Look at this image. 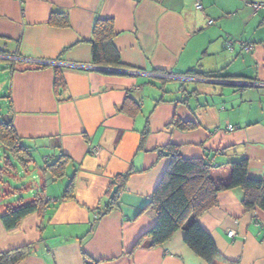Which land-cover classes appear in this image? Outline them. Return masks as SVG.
I'll return each mask as SVG.
<instances>
[{"label":"crops","instance_id":"obj_1","mask_svg":"<svg viewBox=\"0 0 264 264\" xmlns=\"http://www.w3.org/2000/svg\"><path fill=\"white\" fill-rule=\"evenodd\" d=\"M250 1L257 0H0L7 82L0 88L10 96L3 115L29 151L26 164L1 172L9 182L1 185L0 213L36 196L45 200L14 229L0 219V251L27 246L18 264H205L180 230L160 247L141 237L155 220L148 204L170 143L184 157L213 164L245 157L248 174L264 176V86L231 83L264 82V10L254 14ZM52 16L68 25L50 24ZM102 18L113 20L120 68L92 65V27ZM226 40L236 42L231 51ZM7 56L87 67H61L57 91L53 65ZM175 120L193 128L180 129ZM60 156L64 172L53 178L48 164ZM128 172L116 208L94 222L117 187L115 177ZM198 220L225 260L264 264V211L244 209L239 189L218 193Z\"/></svg>","mask_w":264,"mask_h":264},{"label":"trees","instance_id":"obj_2","mask_svg":"<svg viewBox=\"0 0 264 264\" xmlns=\"http://www.w3.org/2000/svg\"><path fill=\"white\" fill-rule=\"evenodd\" d=\"M50 24L66 27L68 21L63 17H51ZM115 35L111 18L97 19L92 27L90 39L91 62L94 66L120 68L118 51L113 45ZM54 87L57 91L63 88L59 66H54ZM188 74H196L190 70ZM202 77H215L204 75ZM4 98L9 99L6 94ZM9 105V104H8ZM180 129H192L191 123L174 121ZM29 151L15 132L12 122L2 116L0 119V190L1 185L9 182L4 174L16 169L18 164H26ZM168 157V165L156 184L148 208L154 213L155 220L151 228L141 237L149 238L150 247H160L170 240L177 231H182L183 242L205 264H238L225 260L216 248L210 234L202 228L198 218L206 210L217 204L220 192L239 189L241 204L244 209L259 208L264 211V176L253 178L248 174V159L243 157L219 164H213L205 158L184 157L178 146L168 144L163 152ZM66 160L62 156L48 164L53 178H59L64 172ZM3 171L4 174L1 172ZM129 172L116 176L112 184L117 187L110 191L105 207L94 215V222L117 206L119 190L124 186ZM8 175H6L7 177ZM8 181V182H7ZM112 187V186H111ZM73 182L70 181L64 191V197H72ZM45 202L35 197L32 201L6 208L0 213L1 222L6 230L14 229L20 220L35 211ZM93 226V224H92ZM140 238V239H141ZM27 246L0 251V264H18L27 255ZM90 264V263H89ZM93 264V263H92Z\"/></svg>","mask_w":264,"mask_h":264},{"label":"built area","instance_id":"obj_3","mask_svg":"<svg viewBox=\"0 0 264 264\" xmlns=\"http://www.w3.org/2000/svg\"><path fill=\"white\" fill-rule=\"evenodd\" d=\"M195 8L197 10H201L202 9V4L197 1L195 2ZM246 5L252 10V12L254 14H256L257 12L264 10V0H257V1H250L247 2ZM212 20L208 21V24H211ZM236 42L233 40H226L225 42V47L227 50H232L233 49V45ZM246 47L251 48V45H247ZM1 57H5L3 55H0ZM9 57V59L11 60H21L24 64H28V65H32L34 67H41V66H45V65H53V66H59V67H70V68H84L87 67L83 64H77V63H70V62H64L61 60H45V59H32V58H19L17 56H7ZM161 76L165 77L166 79H173V78H178V79H196V78H200V80H218L219 77H193V76H189V75H176V74H171V73H162L160 74ZM242 82L247 83L248 85L251 86H264V82L261 81H257V80H243ZM229 130H233V127L228 126ZM51 201H56L55 199H51ZM96 217V215H95ZM234 232L232 230H230L228 232L229 236H233Z\"/></svg>","mask_w":264,"mask_h":264},{"label":"rangeland","instance_id":"obj_4","mask_svg":"<svg viewBox=\"0 0 264 264\" xmlns=\"http://www.w3.org/2000/svg\"><path fill=\"white\" fill-rule=\"evenodd\" d=\"M1 64L2 63H0V86H4L5 83H7V82L4 79V75H3V71H2V68L3 67H1ZM5 95H6V93H4L2 91V89L0 88V119H2L3 114H6L7 111H8L7 104H6V100L4 98ZM1 165H2V162L0 160V166ZM16 165H17V167H16L15 170H17V168L20 167V165L18 163H16ZM18 176H20V174H18ZM6 179H7V177H6ZM22 196L25 197V198H29L30 197L29 193H23ZM12 201H13V198H12Z\"/></svg>","mask_w":264,"mask_h":264},{"label":"water","instance_id":"obj_5","mask_svg":"<svg viewBox=\"0 0 264 264\" xmlns=\"http://www.w3.org/2000/svg\"><path fill=\"white\" fill-rule=\"evenodd\" d=\"M193 81V80H192ZM197 81H200V82H208V83H215V84H222V83H226V82H230V81H227L225 79H218V80H197ZM232 84L234 85H240V86H249V87H253L251 85H248L247 83L245 82H231Z\"/></svg>","mask_w":264,"mask_h":264}]
</instances>
